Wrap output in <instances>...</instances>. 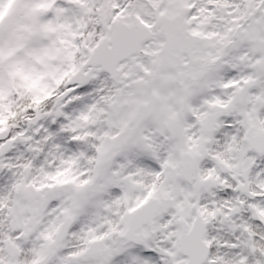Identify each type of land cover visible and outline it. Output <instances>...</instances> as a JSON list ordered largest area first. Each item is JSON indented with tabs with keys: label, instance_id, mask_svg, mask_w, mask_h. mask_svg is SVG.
Returning a JSON list of instances; mask_svg holds the SVG:
<instances>
[{
	"label": "snow or ice",
	"instance_id": "snow-or-ice-1",
	"mask_svg": "<svg viewBox=\"0 0 264 264\" xmlns=\"http://www.w3.org/2000/svg\"><path fill=\"white\" fill-rule=\"evenodd\" d=\"M0 264H264V0H0Z\"/></svg>",
	"mask_w": 264,
	"mask_h": 264
}]
</instances>
